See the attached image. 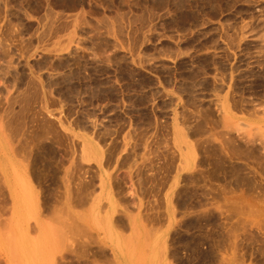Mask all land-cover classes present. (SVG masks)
Here are the masks:
<instances>
[{"label": "rangeland", "instance_id": "374dc122", "mask_svg": "<svg viewBox=\"0 0 264 264\" xmlns=\"http://www.w3.org/2000/svg\"><path fill=\"white\" fill-rule=\"evenodd\" d=\"M17 262L264 264V0H0Z\"/></svg>", "mask_w": 264, "mask_h": 264}, {"label": "crops", "instance_id": "0c3cea01", "mask_svg": "<svg viewBox=\"0 0 264 264\" xmlns=\"http://www.w3.org/2000/svg\"><path fill=\"white\" fill-rule=\"evenodd\" d=\"M35 176H36V174H35ZM36 178H38V177L36 176ZM67 202L70 203V204H68V203L67 204L68 205H71L73 207V210L74 211L75 210L77 211L78 220L77 221L74 220L73 225H74V227L79 228L80 226L84 225V217H85V215H84V210H85V200H84V197L81 198L80 197V194H78L76 197H73V199L71 201L68 200ZM75 223H76V225H75Z\"/></svg>", "mask_w": 264, "mask_h": 264}, {"label": "bare ground", "instance_id": "6f19581e", "mask_svg": "<svg viewBox=\"0 0 264 264\" xmlns=\"http://www.w3.org/2000/svg\"><path fill=\"white\" fill-rule=\"evenodd\" d=\"M157 2V1H156ZM159 4V3H158ZM18 128H20V127H18ZM259 160V159H258ZM262 170V169H261ZM36 172V171H35ZM36 174H39V173H36ZM255 174V173H254ZM257 174V173H256ZM37 176V175H36ZM225 176V175H224ZM17 177V176H16ZM39 177H40V174H39ZM38 177V178H39ZM42 179V178H41ZM40 181V180H39ZM17 188H15V190H16ZM256 190V189H255ZM17 191V190H16ZM15 191V192H16ZM22 191V190H21ZM22 193H23V191H22ZM15 194H17V193H15ZM227 194V193H226ZM17 197V196H16ZM18 198V197H17ZM22 198V197H21ZM23 200V199H22ZM21 200V201H22ZM25 200V199H24ZM82 201V200H81ZM238 201V200H237ZM19 203V202H18ZM18 203H16V204H18ZM68 203V202H67ZM68 204H70V203H68ZM19 205V204H18ZM77 223V222H76ZM76 223H75V225H76ZM71 225H72V223H71ZM19 228V227H18ZM112 233V232H111ZM32 250V249H31ZM16 252H18L17 250H15ZM14 252V251H13ZM81 253V252H80ZM80 253H78V254H80ZM82 253H84V252H82ZM85 254V253H84ZM82 255V254H81ZM80 255V256H81ZM14 256V255H13ZM84 256V255H83ZM87 257V256H86ZM24 258H26V257H24ZM85 258V257H84ZM82 259V258H81ZM32 260V259H31ZM33 261H34V259H33ZM83 261H85V260H83ZM227 263H228V261H226ZM230 262V261H229ZM18 264L20 263V262H17ZM81 263H83V262H81ZM28 264V263H27ZM84 264V263H83Z\"/></svg>", "mask_w": 264, "mask_h": 264}]
</instances>
